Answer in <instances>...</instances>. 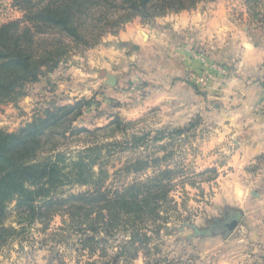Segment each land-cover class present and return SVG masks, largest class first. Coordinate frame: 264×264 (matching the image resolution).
<instances>
[{
  "label": "crops",
  "instance_id": "crops-1",
  "mask_svg": "<svg viewBox=\"0 0 264 264\" xmlns=\"http://www.w3.org/2000/svg\"><path fill=\"white\" fill-rule=\"evenodd\" d=\"M87 57V66L61 65L28 84L29 105L31 97L51 89L62 105L93 99L83 123L167 113L174 127L212 130L209 144L226 146L231 164L264 160V10L254 14L241 0H210L150 22L139 18L89 49ZM234 201H227L233 203L228 208L240 204ZM241 204L235 209H245L243 218L228 237L195 232L204 239L232 238L233 249L214 251L215 264H264V195L246 196ZM145 254L139 250L121 261L143 264Z\"/></svg>",
  "mask_w": 264,
  "mask_h": 264
},
{
  "label": "rangeland",
  "instance_id": "rangeland-1",
  "mask_svg": "<svg viewBox=\"0 0 264 264\" xmlns=\"http://www.w3.org/2000/svg\"><path fill=\"white\" fill-rule=\"evenodd\" d=\"M4 1L6 4L0 1V13L5 14V22L24 16V12L14 5L15 0ZM208 1L210 0L201 1L195 7ZM241 1L248 4L254 14L264 10V0ZM139 18L142 22H150L156 17L145 21L141 16H137L130 22ZM115 33L108 32L98 44L82 51L77 50L59 66L65 65L67 70H70L72 65L87 66V51L102 44L106 37ZM94 93L91 92L92 95ZM26 95L27 91L15 101H8L0 107V131L17 132L37 114L62 105L56 101L51 89L42 95L31 97L32 106L29 105L30 99ZM84 98L90 99L87 96ZM170 117L167 113L150 111L139 119L126 120L127 125L121 131L73 136L67 133L68 137L61 141V149L67 152L71 160L77 158L79 150L89 145L104 146L101 149L102 158L94 165V170L99 178L98 183L112 190V193L135 181H146L163 169L175 171V178L165 181L169 184L170 191L165 200L158 202V216L153 219L152 215L150 219L138 223L142 240L145 241L141 250L146 253L142 257L143 264H215L217 261L214 251L217 248H222L223 251L233 249L229 246L232 238L228 241H221L222 236L211 239L198 238L195 236L194 227L210 229L215 219L224 217L228 207L232 206L233 203L227 202L231 198L235 199V203H240L237 207L234 204L238 208L244 205L241 202L246 196H263L264 160L256 158L254 161H248L246 165L231 164L226 146L209 144L212 130L196 124L178 132V127L168 123ZM81 119L79 117L74 124L90 129L104 126V121L101 120L95 124L92 119L87 123H83ZM140 158L149 160V167L136 171L132 166L127 170L129 164ZM154 159L158 161L153 162ZM97 186L98 184L93 182L85 185L69 183L53 192L52 196L68 198L71 194L91 192ZM246 186H251V190L248 191ZM69 202L72 201H68L62 208L63 211L66 210L65 213L59 211L52 214L53 216L36 219L34 222L19 214L16 201L10 202L4 226L16 228L17 232L0 245V264H124L120 258L115 259L120 247L126 245L134 233L130 225L120 227L118 232L108 237L105 242L95 245L91 242L94 251L85 249L79 239L82 238L81 232L72 225L73 221L67 210ZM239 217L242 219L243 215L240 214ZM214 230L217 232L215 235L220 234V229ZM144 234L148 237H144ZM132 262L134 263L129 261Z\"/></svg>",
  "mask_w": 264,
  "mask_h": 264
},
{
  "label": "trees",
  "instance_id": "trees-1",
  "mask_svg": "<svg viewBox=\"0 0 264 264\" xmlns=\"http://www.w3.org/2000/svg\"><path fill=\"white\" fill-rule=\"evenodd\" d=\"M201 1L204 0H15L14 5L24 16L0 25V107L25 95L28 84L57 69L77 50L98 44L106 33L117 32L133 18L141 16L148 21L194 8ZM92 102L82 98L48 108L17 132L0 131V245L17 232L16 228L4 226L10 202L16 201L19 214L34 222L59 211L65 213L62 208L72 201L67 210L73 227L81 232L79 239L85 249L94 251L91 242H105L128 224L134 233L120 247L115 260L135 257L143 250L145 241L138 223L158 216V202L165 200L170 191L165 181L174 179L176 172L163 169L146 181H135L113 193L101 186L94 165L101 160L104 146L89 145L71 160L61 149L67 133L116 132L127 125L116 116L95 129L76 126L74 122ZM129 165L127 170L133 166L139 171L149 167L150 161L140 158ZM92 182L98 186L91 192L68 198L52 196L66 184Z\"/></svg>",
  "mask_w": 264,
  "mask_h": 264
},
{
  "label": "water",
  "instance_id": "water-1",
  "mask_svg": "<svg viewBox=\"0 0 264 264\" xmlns=\"http://www.w3.org/2000/svg\"><path fill=\"white\" fill-rule=\"evenodd\" d=\"M116 82L115 76L111 75L109 76L108 83L113 85ZM240 210L235 208H228L226 211V214L224 217L216 218L215 222L212 224V226L209 228H200L195 226L194 230L196 234L200 235H207V234H216L217 232L214 229H220L221 231L218 233H221L223 235L230 234L238 225L239 219H240ZM214 228V229H213Z\"/></svg>",
  "mask_w": 264,
  "mask_h": 264
}]
</instances>
